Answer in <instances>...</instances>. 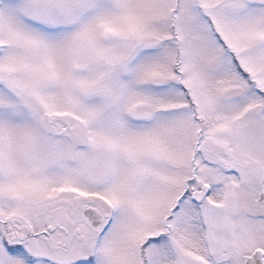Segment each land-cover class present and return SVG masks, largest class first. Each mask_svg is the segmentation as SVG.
<instances>
[{"label":"snow or ice","instance_id":"1","mask_svg":"<svg viewBox=\"0 0 264 264\" xmlns=\"http://www.w3.org/2000/svg\"><path fill=\"white\" fill-rule=\"evenodd\" d=\"M0 264H264V0H0Z\"/></svg>","mask_w":264,"mask_h":264}]
</instances>
